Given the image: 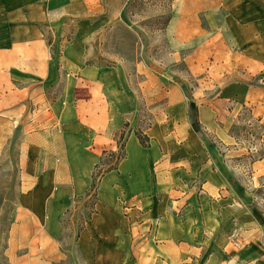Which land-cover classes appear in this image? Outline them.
Returning a JSON list of instances; mask_svg holds the SVG:
<instances>
[{"label":"crops","instance_id":"crops-1","mask_svg":"<svg viewBox=\"0 0 264 264\" xmlns=\"http://www.w3.org/2000/svg\"><path fill=\"white\" fill-rule=\"evenodd\" d=\"M47 1L79 13L95 2ZM252 17L227 15L233 48L215 31L188 53L174 52L196 79L190 88L184 79L167 84L161 70L141 60L138 87L123 65L85 63L88 39L102 17L79 20L59 65L39 25L53 22L51 15L40 12L14 29L11 46L0 49V124L25 137L22 192L8 246L15 264H221L229 244L251 245L229 236L253 208L250 189L237 188L229 163L256 150L241 146L233 133L243 108L250 106L264 123V78L251 83L264 77V18ZM200 31L189 20L180 39ZM138 92L154 115L148 147L135 133ZM127 121V156L102 178L96 211L77 231L78 262L63 248V220L80 198H90L96 165L105 150H119ZM251 169L250 182L264 186V153Z\"/></svg>","mask_w":264,"mask_h":264},{"label":"rangeland","instance_id":"rangeland-1","mask_svg":"<svg viewBox=\"0 0 264 264\" xmlns=\"http://www.w3.org/2000/svg\"><path fill=\"white\" fill-rule=\"evenodd\" d=\"M94 1L89 11L79 13L66 11L64 6L46 4L47 0H0V49L11 46L14 29L18 25L28 21L30 24L34 16L45 12L54 20L49 23H39L40 29L47 37L53 61L59 65L63 48L73 38L79 20L93 22L102 17L103 25L88 39L85 63L123 65L133 85L138 87V81L143 78L135 70L139 59L138 61L141 60L156 68L157 73L161 70L160 76L167 84L184 79L187 88H190L195 86L196 79L189 74L184 62L176 61L175 51L186 54L200 40L210 37L215 31L223 34L230 48H233L236 44L226 21L228 14L233 13L243 19L253 18L255 14H263L264 18V0H175L173 9L178 15L177 18L165 30H149L141 24V21L159 14L161 9L149 8L143 16H135L134 21L129 22L123 16L125 0ZM189 20L198 23L201 31L191 40L182 41L180 35ZM263 78L261 75L255 76L251 79V83L257 84L263 81ZM61 90L62 85H57L54 90L55 95ZM216 93V88H213L208 94L213 96ZM138 96L137 128L153 116L140 92ZM233 130L241 146L256 150L255 153L234 158L229 163L237 179V188L241 192L244 190L242 186L250 189L249 197L253 207L251 214L243 212L242 217H247L246 222L242 223L244 225L231 230L229 236L232 240L246 238L251 241V245L244 247L240 244H229L227 249L221 252L223 255L221 264H264V186L258 181L250 182L253 176L251 161L264 153L262 141L264 123L254 117L250 106L246 105ZM24 138L20 129L12 132L4 124H0V264H15L8 253V246L22 192L20 160ZM210 138L219 143L214 136ZM79 200L75 203L73 212L65 216L63 223L67 231L61 236L63 248L78 262L81 260V255L77 252L75 239L79 226L91 210L93 201L92 198ZM57 264H71V262L66 259Z\"/></svg>","mask_w":264,"mask_h":264},{"label":"trees","instance_id":"trees-1","mask_svg":"<svg viewBox=\"0 0 264 264\" xmlns=\"http://www.w3.org/2000/svg\"><path fill=\"white\" fill-rule=\"evenodd\" d=\"M174 2L175 0H125L123 6V15L125 20L133 22V17L139 15L143 16L145 11L149 8L161 9V12L159 14L146 17L141 21V24L144 27L149 28V30H165L178 16L176 11L173 9ZM189 114H192L191 109H189ZM153 118L154 115L143 125L135 129L136 135L145 147L151 145V138L146 133V130L153 124ZM129 127L130 122L127 121L125 124V128L122 129L118 134V140L120 144L119 150H105L101 161L96 165L93 174L91 191L88 193V195H90V198H92L93 200L91 210L84 217L82 224L79 226L78 233H80V231L84 228L86 218H90L96 211L95 203L98 198V188L102 178L106 175L107 172L118 169L120 161L127 156L126 143L129 135L132 132V129H130ZM233 133H235L234 130Z\"/></svg>","mask_w":264,"mask_h":264}]
</instances>
